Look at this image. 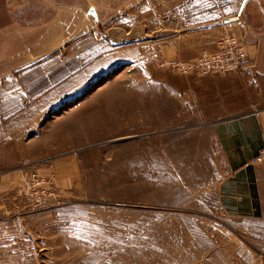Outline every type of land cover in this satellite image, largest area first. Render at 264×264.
<instances>
[{
    "label": "rangeland",
    "instance_id": "374dc122",
    "mask_svg": "<svg viewBox=\"0 0 264 264\" xmlns=\"http://www.w3.org/2000/svg\"><path fill=\"white\" fill-rule=\"evenodd\" d=\"M226 5L0 0V145L26 172L16 186L20 231L27 234V217L35 221L34 238L10 245L0 237V264L158 259V207L183 212L192 176L206 171L182 111L187 77L208 74L171 63L196 61L226 35L243 45L230 27L237 24H223L238 11ZM42 188L53 196L39 208ZM65 205L109 207L114 221L93 233L84 227L80 244L71 232L63 245L40 215Z\"/></svg>",
    "mask_w": 264,
    "mask_h": 264
},
{
    "label": "crops",
    "instance_id": "0c3cea01",
    "mask_svg": "<svg viewBox=\"0 0 264 264\" xmlns=\"http://www.w3.org/2000/svg\"><path fill=\"white\" fill-rule=\"evenodd\" d=\"M213 2L227 4L228 14L243 4L242 24L230 27L251 66L242 73L187 77L182 115L195 162L206 165V171L192 176L197 184L188 187L183 212L158 207L153 264H264V164H252L264 137V0ZM8 145H0V237L17 245L19 239L35 237V221L27 217V234L20 231L16 186L26 172L19 169V155H9ZM109 215H114L109 207L65 205L47 208L40 217L51 221L49 229H57L59 242L66 245L71 232L80 244L83 229L93 233L99 224L114 221Z\"/></svg>",
    "mask_w": 264,
    "mask_h": 264
},
{
    "label": "built area",
    "instance_id": "2783aa9c",
    "mask_svg": "<svg viewBox=\"0 0 264 264\" xmlns=\"http://www.w3.org/2000/svg\"><path fill=\"white\" fill-rule=\"evenodd\" d=\"M242 6L243 4H241L234 17L224 20L223 24L231 23L240 25ZM171 64L180 73L198 71L203 74H224L249 69L251 60L240 41L234 36L226 35L217 42L215 51L202 54L194 62H174ZM261 144L259 153L252 160L253 165L264 164V137L261 140ZM31 176L32 182L38 185V175L34 173ZM40 192L38 207L43 208L53 195L50 188H42Z\"/></svg>",
    "mask_w": 264,
    "mask_h": 264
},
{
    "label": "bare ground",
    "instance_id": "6f19581e",
    "mask_svg": "<svg viewBox=\"0 0 264 264\" xmlns=\"http://www.w3.org/2000/svg\"><path fill=\"white\" fill-rule=\"evenodd\" d=\"M242 9H243V6H242Z\"/></svg>",
    "mask_w": 264,
    "mask_h": 264
},
{
    "label": "snow or ice",
    "instance_id": "6c2138e0",
    "mask_svg": "<svg viewBox=\"0 0 264 264\" xmlns=\"http://www.w3.org/2000/svg\"><path fill=\"white\" fill-rule=\"evenodd\" d=\"M229 11H230V9H229Z\"/></svg>",
    "mask_w": 264,
    "mask_h": 264
},
{
    "label": "water",
    "instance_id": "95a60500",
    "mask_svg": "<svg viewBox=\"0 0 264 264\" xmlns=\"http://www.w3.org/2000/svg\"><path fill=\"white\" fill-rule=\"evenodd\" d=\"M92 11V10H91Z\"/></svg>",
    "mask_w": 264,
    "mask_h": 264
}]
</instances>
